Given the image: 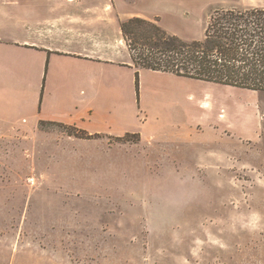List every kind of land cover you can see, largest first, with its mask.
<instances>
[{
  "label": "rangeland",
  "instance_id": "1",
  "mask_svg": "<svg viewBox=\"0 0 264 264\" xmlns=\"http://www.w3.org/2000/svg\"><path fill=\"white\" fill-rule=\"evenodd\" d=\"M179 78L145 70L141 108L125 100L114 136L147 113L142 138L0 121V264H264V92ZM186 94L230 104L214 118Z\"/></svg>",
  "mask_w": 264,
  "mask_h": 264
},
{
  "label": "crops",
  "instance_id": "2",
  "mask_svg": "<svg viewBox=\"0 0 264 264\" xmlns=\"http://www.w3.org/2000/svg\"><path fill=\"white\" fill-rule=\"evenodd\" d=\"M236 1L0 0V121L56 122L77 127L93 137L120 138L129 133L142 138L151 123L146 112L140 119L139 133L125 131L114 136L125 100L133 99L141 108L142 79L148 69L139 70L138 102L136 69L122 31L118 40L113 41L108 26L116 17L120 24L141 17L156 20L168 32L187 40L202 39L205 30L196 26L211 8L220 4L221 9H236ZM242 1L247 8H264V0H239ZM121 11L130 12L124 15ZM170 18L188 27L169 28ZM205 83L209 87L223 86ZM186 95L200 112L214 118L222 104H230L225 96ZM207 115L199 117V122L211 123ZM194 119H190V124L199 125Z\"/></svg>",
  "mask_w": 264,
  "mask_h": 264
},
{
  "label": "trees",
  "instance_id": "3",
  "mask_svg": "<svg viewBox=\"0 0 264 264\" xmlns=\"http://www.w3.org/2000/svg\"><path fill=\"white\" fill-rule=\"evenodd\" d=\"M120 28L136 69L138 102L140 69L264 92V8L217 9L210 15L204 37L188 41L158 21L141 17L121 22ZM73 129L71 136L94 138Z\"/></svg>",
  "mask_w": 264,
  "mask_h": 264
}]
</instances>
